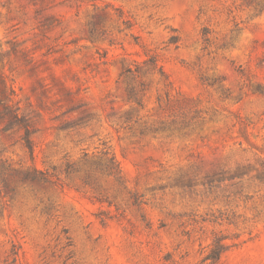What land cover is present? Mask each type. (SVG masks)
Listing matches in <instances>:
<instances>
[{
	"label": "rangeland",
	"instance_id": "1",
	"mask_svg": "<svg viewBox=\"0 0 264 264\" xmlns=\"http://www.w3.org/2000/svg\"><path fill=\"white\" fill-rule=\"evenodd\" d=\"M217 240L264 264V0H0V264Z\"/></svg>",
	"mask_w": 264,
	"mask_h": 264
},
{
	"label": "trees",
	"instance_id": "2",
	"mask_svg": "<svg viewBox=\"0 0 264 264\" xmlns=\"http://www.w3.org/2000/svg\"><path fill=\"white\" fill-rule=\"evenodd\" d=\"M26 144L29 148L31 147L30 141L28 139L26 140ZM224 250L225 247L220 243V241H215L209 252L204 256L202 264H216Z\"/></svg>",
	"mask_w": 264,
	"mask_h": 264
}]
</instances>
